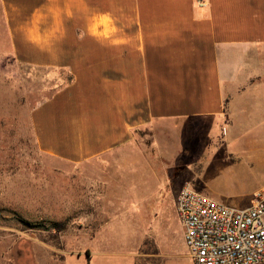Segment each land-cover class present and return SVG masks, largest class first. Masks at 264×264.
I'll return each mask as SVG.
<instances>
[{
  "label": "crops",
  "instance_id": "1",
  "mask_svg": "<svg viewBox=\"0 0 264 264\" xmlns=\"http://www.w3.org/2000/svg\"><path fill=\"white\" fill-rule=\"evenodd\" d=\"M203 1L0 0L16 60L72 77L32 112L40 151L73 164L126 160L135 151L118 150L138 130L208 124L223 149L209 147L210 168L226 174L230 144L264 124V0ZM118 163L103 177L106 204L148 206L152 169ZM201 192L237 208L251 202L221 180ZM133 230L139 238L148 228ZM179 250L160 247L159 264H193L184 229Z\"/></svg>",
  "mask_w": 264,
  "mask_h": 264
},
{
  "label": "rangeland",
  "instance_id": "2",
  "mask_svg": "<svg viewBox=\"0 0 264 264\" xmlns=\"http://www.w3.org/2000/svg\"><path fill=\"white\" fill-rule=\"evenodd\" d=\"M70 78L63 70L18 62L0 8V264H104L106 258L132 264L134 246L136 264H159L160 247L166 253L181 250L175 199L183 186L207 192L221 180L244 202L264 192V124L230 144L235 160L226 174L210 168L209 147L222 148L220 128L212 133L208 124L138 130L118 150L135 151L132 159L112 153L73 164L45 154L36 142L32 112ZM128 160L153 171L148 206L134 205L136 199L129 206L106 204V167ZM140 211H148L147 220ZM54 223L67 228L57 232ZM137 223L148 228L146 236L143 231L134 238Z\"/></svg>",
  "mask_w": 264,
  "mask_h": 264
},
{
  "label": "built area",
  "instance_id": "3",
  "mask_svg": "<svg viewBox=\"0 0 264 264\" xmlns=\"http://www.w3.org/2000/svg\"><path fill=\"white\" fill-rule=\"evenodd\" d=\"M175 208L193 264H264V192L237 208L185 185Z\"/></svg>",
  "mask_w": 264,
  "mask_h": 264
},
{
  "label": "trees",
  "instance_id": "4",
  "mask_svg": "<svg viewBox=\"0 0 264 264\" xmlns=\"http://www.w3.org/2000/svg\"><path fill=\"white\" fill-rule=\"evenodd\" d=\"M72 80V77L70 78V81ZM67 228V225L65 223H54L51 226V229L57 231V232H62ZM89 256V255H88ZM90 264V263H89Z\"/></svg>",
  "mask_w": 264,
  "mask_h": 264
}]
</instances>
